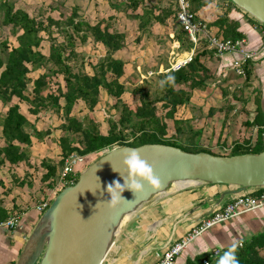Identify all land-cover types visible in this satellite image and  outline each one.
I'll return each mask as SVG.
<instances>
[{
	"label": "trees",
	"instance_id": "1",
	"mask_svg": "<svg viewBox=\"0 0 264 264\" xmlns=\"http://www.w3.org/2000/svg\"><path fill=\"white\" fill-rule=\"evenodd\" d=\"M144 1L128 0V7L134 13L132 16L138 19L140 33H143L153 21L165 24L173 15L177 23V6L175 9L172 6L162 8L155 14L152 8L144 6ZM188 2L190 10L194 13L205 4L203 0H188ZM229 2L234 4L231 0ZM140 6H143L142 12L135 13ZM0 7L1 23L9 26L15 37V43H11L8 38L0 41V104L2 108L4 107L0 112V167L6 162L11 165L29 162L32 138L43 140L51 133V128L38 129L34 122L28 119V114L38 120L47 112L55 113L61 120L56 126L60 131L57 138L61 150V158L57 163L59 165H62L71 154L83 157L94 152L105 153L116 146H139L145 143H163L189 152L206 151L216 154L202 149L203 147L191 148L183 144L179 145L180 142L177 144L178 140L175 137L183 133L182 120L175 118V113L179 107L190 102L194 90L205 89L211 77L210 68L203 58L208 52H216L208 48L206 40L200 41L198 47L202 46V48L198 50L196 47L192 59L179 69L163 73H157V69H154L151 75H146V77L157 75L160 80L155 95L151 97L148 88H135L133 90L138 98L134 105H130L122 99L126 92L133 93L124 81L128 75L126 61L115 56L125 47L126 34L111 29L108 18H101L91 23L80 17L78 8L74 7L66 16L60 14L59 18H54L47 15L39 19L32 16L27 9L16 7L9 0H0ZM205 23L210 29L211 25L218 27L220 33L218 31L216 33L224 38L243 37L238 30V22L229 18L228 9L212 22L205 21ZM177 25L178 30L173 32V38L179 43V47L187 45V48L191 49L192 43L187 33L178 23ZM43 42L47 45L46 52L42 49ZM87 43L98 45L104 50V53L94 60L95 62L87 63L86 59L89 58L78 50L80 46L86 47ZM78 59H80L79 63H77ZM86 65L89 66V70L85 68ZM245 70L248 79L250 70L247 64ZM37 71L39 72L37 77L30 75ZM169 76L174 77V80L169 81ZM161 81L164 82L163 86ZM102 96H106L108 101L114 99L112 106L119 109L111 117H106L105 132L100 130L97 120L88 114L96 110ZM79 100L87 109L82 116L74 112L75 104ZM158 102L164 110L163 116L158 114L156 105ZM23 105L26 107V112L23 110ZM263 116L262 110L258 107L253 120L246 122L258 127L254 145L250 146L248 139L247 145L236 142L229 155L258 153L264 150ZM167 118H170L175 126V135L171 136V139L167 137L165 121ZM200 134L201 129L188 135L196 139ZM57 164L41 161V165L45 168L41 180L47 185L54 180ZM76 171L72 176L74 178L72 183H75L79 177L80 171ZM67 185L70 184L66 183L63 187ZM253 188L258 191L264 190L263 187ZM256 191L252 193L255 194ZM7 217L8 212L0 203V221L6 220ZM240 243L241 245L239 242L234 244L235 256L239 264H264V255L260 253L264 249V228ZM232 246L218 249L217 254L213 251L205 252L197 256L194 261H188L187 264H203L204 259L209 264H219L221 257Z\"/></svg>",
	"mask_w": 264,
	"mask_h": 264
},
{
	"label": "crops",
	"instance_id": "2",
	"mask_svg": "<svg viewBox=\"0 0 264 264\" xmlns=\"http://www.w3.org/2000/svg\"><path fill=\"white\" fill-rule=\"evenodd\" d=\"M203 1L205 4L195 11L198 17L207 22H212L218 15L228 9L229 18L237 21L239 24L238 30L243 34L242 38L244 39L245 48L250 51H260V54L254 60L247 62V68L250 70L247 80L252 91L255 93V98L252 101L254 112L251 113V118H246L245 123L251 122L258 107H260L264 114V51H261V45L264 41V26L257 23L254 17H251L248 13L230 3L229 0ZM211 26V31H218V27ZM171 35L173 37V32L170 34V37ZM183 53L185 56L189 51L185 50ZM215 55L218 57L217 62L219 63L218 68L220 67V70L223 67L233 69V61L240 57L234 53H225L223 55L215 53ZM52 114L55 115V113ZM28 119L34 122V124L37 121L34 116L31 118L29 114ZM246 125L250 126V133L245 130L241 132L240 136L235 135L231 139L225 129V134L222 131L218 133L216 138L219 142H215V144H219L223 149L228 150L236 142L247 145L246 140L248 139L250 146H253L258 127L247 123ZM56 126L52 124L47 126L51 128V133L48 136L53 135V131H59ZM203 131L201 129V136L203 135ZM58 136L59 134L55 138L58 146V156L51 164H57L61 158V150L57 141ZM44 139L46 140L47 137ZM44 139L38 140L35 137L32 138V145L29 148V162H20L16 165L6 162L0 167V203L8 212L7 218L12 215L19 217V224L15 228L0 226V264L17 263L26 240L40 216L36 205L44 197H47L49 190L59 187L55 179L51 181L50 185L41 180L42 175L45 173V168L41 165V161L37 169L36 165L31 163L36 141L39 143L40 141H44ZM200 139V137L196 138L198 142H201ZM203 146H206V144H203ZM224 155L229 154L226 153ZM79 165L80 163L76 165V170H79ZM57 166L56 174L60 175L63 164H57ZM36 170H38L39 175L35 176L32 171ZM234 188V186L225 184L188 181L186 185L177 187L176 189L170 188L166 193L154 196L145 202L146 206H142L144 203L141 205L143 208H141L138 214H134V219L137 223H127L118 230L115 242L102 264L156 263L168 246L180 240L192 226L210 215L214 211L216 204L218 206L225 205L234 195L228 194L221 198L222 193ZM247 191L252 193L256 189L248 188ZM263 228L264 205L241 214L233 220L215 225L206 230L203 234L192 240L181 254L177 256L175 264H187L188 261H194L197 256L205 252L213 251L214 249H225L238 242H243L251 234H255L263 230ZM138 230H142L141 235L140 231L137 232ZM260 253L264 255V249Z\"/></svg>",
	"mask_w": 264,
	"mask_h": 264
},
{
	"label": "rangeland",
	"instance_id": "3",
	"mask_svg": "<svg viewBox=\"0 0 264 264\" xmlns=\"http://www.w3.org/2000/svg\"><path fill=\"white\" fill-rule=\"evenodd\" d=\"M9 1H11L16 7L27 9L32 16L39 19H42L47 15L54 18H59L60 14L66 16L72 8L77 7L78 13L83 19H87L91 23H94L101 18H108L107 20L111 24V29L125 32V47L118 51L115 56L126 61L128 75H126L124 81L127 83V86H130L133 93H129V91L126 92L123 94L122 99L130 105H134L138 98L133 90L135 88H148L151 97L155 95V89L160 80L157 75L146 77L151 70H159L161 64H163L162 67H166L170 60L178 58L182 59L184 57V53L182 54L183 51H190V49L187 48V45L177 47V41L175 38H173L172 35L170 37L172 32L178 30V22L176 23L174 21V15L169 17L165 24L153 21L151 25L144 29L143 33H140L138 30V19L132 16L134 13H132V9L128 7V0ZM144 3V6L152 8L155 14H157L162 8L172 6L175 9L177 6L176 0H145ZM142 7L143 6L138 7L135 13H141ZM254 19L257 23L264 26L262 22L256 18ZM1 20L2 9L0 7V41L8 38L11 43H15V37L10 31V27L4 26L1 23ZM41 34L44 38L46 37L43 32ZM42 44L43 52H46V42H43ZM198 46L197 49L202 48V46ZM84 48H86V50ZM78 50L82 55H86L89 58L88 60L86 59L87 63L88 61L95 62L94 60L104 53V50H101L98 45L93 46L91 43H87L86 47H78ZM217 58L218 57L215 53L212 52H208L203 58L206 65L210 68L211 73V77L208 79V86L202 90H194L190 102L185 106L179 107L175 113V118L182 120L181 126L183 129V133L175 137L178 140L177 144L180 142L179 145L183 144L185 146H190L191 148L192 146L193 148L203 147L202 149L207 151L224 155L229 153L231 148L225 150L219 144L216 145L215 142H219L216 137L220 131L225 134V129L231 139H233L235 135L240 136L241 132L245 130L250 133V126L246 125L245 120L246 118H251V113L254 112L252 101L255 98V93L252 91V88L246 79V74H238L235 69H228V67H223L222 70H220V67L218 68L219 63L217 62ZM79 62L80 59L77 60V63ZM85 68L87 70L90 69L88 65H86ZM38 73L39 72L37 71L30 75L35 77ZM113 103L114 99L108 101L106 96H102L101 102L96 107V110L88 113L91 117L97 120L102 132H105L107 128L106 117H111L117 112V110H119L112 106ZM156 105L158 107V114L163 116L164 110L162 109L161 104L158 102ZM0 110H4V107L2 108L1 104ZM23 110L26 112V107L24 105ZM74 112L80 116L87 112V109L84 108L81 100L77 101L75 104ZM29 116L31 118L33 117L31 115ZM60 121L61 120L58 119L56 115L47 112L35 121V125L37 128L47 127L50 124L56 126ZM165 121L167 122V137L171 139V136L175 135V126L170 118L165 119ZM199 128L204 130L202 136L200 134L196 137L197 139L200 137L201 142H198L195 138L188 135ZM57 134H59V131H53V135L48 136L46 140L44 139V141H40L39 143L36 141L34 147L35 152H33L31 159V163L36 165V169L39 167L40 161L43 160L45 163L51 164V162L58 156V146L55 141ZM203 144H206V146H203ZM102 154L103 151H100L83 156L82 160L79 162V171L85 169ZM33 172L35 176L39 175L38 170L32 171V173ZM54 179L58 182L60 180V175L55 174ZM244 191H247V189ZM142 206H146V203ZM142 206L122 221L119 230L127 223H137L134 219V214H138L141 211V208H143ZM139 231L141 235L142 230H138L137 232Z\"/></svg>",
	"mask_w": 264,
	"mask_h": 264
},
{
	"label": "water",
	"instance_id": "4",
	"mask_svg": "<svg viewBox=\"0 0 264 264\" xmlns=\"http://www.w3.org/2000/svg\"><path fill=\"white\" fill-rule=\"evenodd\" d=\"M231 1L264 24V0ZM132 148L152 166L158 183L142 182L144 188L136 196L125 188L120 193L124 200L109 207L107 185L113 180L123 183L119 172L126 175L123 159L126 150ZM180 181L235 187L223 192L221 198L264 187V150L218 155L163 143L113 147L80 171L75 183L55 195L31 230L16 264H102L123 218ZM118 192L116 189L114 194Z\"/></svg>",
	"mask_w": 264,
	"mask_h": 264
},
{
	"label": "built area",
	"instance_id": "5",
	"mask_svg": "<svg viewBox=\"0 0 264 264\" xmlns=\"http://www.w3.org/2000/svg\"><path fill=\"white\" fill-rule=\"evenodd\" d=\"M177 3V15L176 20L181 26V28L187 33L189 40L192 43V48L189 53L185 55L182 59H172L165 67H160L157 73H163L168 71H174L179 69L181 66L189 62L194 56L195 49L201 40H206L208 43V48L213 49L217 55H223L225 53L238 54L240 57L233 61V69L238 74H246L245 65L248 61L254 60L260 53L255 51H250L244 46L243 38H224L218 35L216 32L211 31L204 20L199 18L196 13L192 12L189 7L188 0H176ZM179 47V43H176ZM261 51H264V41L261 45ZM149 72L148 75H151ZM82 160V157L76 154L69 155L63 163L60 172V180L58 183V188H52L48 191L47 197H44L37 205L36 209L42 213L51 203L52 199L58 193V191L66 184H73V177L76 174V165ZM256 193H250L248 191H242L235 194L225 205L218 206L216 204L214 211L198 221L192 228L178 241L174 242L168 246L162 256L154 264H175L177 256L188 246V244L203 234L206 230L212 228L215 225H219L230 220H233L243 213L249 212L264 205V190L258 191ZM19 224V217L17 215H12L4 221H0V226H6L8 228H15ZM239 245L241 243L239 242ZM214 254L219 253L218 249L213 250ZM203 264H209V262L204 259Z\"/></svg>",
	"mask_w": 264,
	"mask_h": 264
},
{
	"label": "clouds",
	"instance_id": "6",
	"mask_svg": "<svg viewBox=\"0 0 264 264\" xmlns=\"http://www.w3.org/2000/svg\"><path fill=\"white\" fill-rule=\"evenodd\" d=\"M168 80H174V77L169 76ZM163 81H161V86H163ZM123 164L126 166L127 173L122 175L118 170L121 177L123 178V183L118 180H113L111 184L107 185V191L111 194V198L107 200L108 206L113 207L120 200L124 198L120 193L125 189H130L133 191L134 195L143 190L144 185L142 182H147V184L156 185L158 183L157 177L153 174L152 166L149 165L145 160L140 158L139 153L135 148L127 149L124 155ZM118 189V194H114L115 190ZM235 245L221 257L219 264H239L235 256Z\"/></svg>",
	"mask_w": 264,
	"mask_h": 264
},
{
	"label": "bare ground",
	"instance_id": "7",
	"mask_svg": "<svg viewBox=\"0 0 264 264\" xmlns=\"http://www.w3.org/2000/svg\"><path fill=\"white\" fill-rule=\"evenodd\" d=\"M186 184H188V181H183V182H175V183H173L172 184V189H176L177 187H180V186H183V185H186ZM127 216H129V215H126L124 218H123V220L127 217ZM122 220V221H123Z\"/></svg>",
	"mask_w": 264,
	"mask_h": 264
}]
</instances>
